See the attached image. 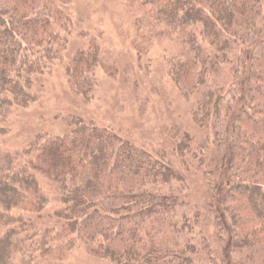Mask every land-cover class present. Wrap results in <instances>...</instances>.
<instances>
[{
    "label": "trees",
    "instance_id": "obj_1",
    "mask_svg": "<svg viewBox=\"0 0 264 264\" xmlns=\"http://www.w3.org/2000/svg\"><path fill=\"white\" fill-rule=\"evenodd\" d=\"M6 2L12 5L0 8V136L8 132L5 125L15 107L25 108L36 101L34 76L60 56L65 37L54 25L61 26L70 0ZM250 2L260 0H144L156 10V20L171 26L189 46L191 58L169 63V75L176 84L183 88L190 82L198 89L223 66H232L231 55L244 45L237 32L238 16ZM33 45L39 52L30 51ZM99 60L94 47L77 53L67 67L78 93L87 100L97 80L84 72ZM260 61L256 64L264 70V60ZM256 64L250 63L249 84L259 91L242 97L230 123H223L225 132L236 137L220 141L229 151L227 169L236 175L228 179L230 186L221 200L235 224L243 219L241 231L230 237L246 248L259 243L263 238L257 236L264 234V72L254 69ZM234 72L238 78L235 65ZM223 108L222 94L208 91L194 119L207 125L219 119ZM71 124L69 133L46 139L37 136L21 150L7 151L0 146V264H64L53 242L68 237L84 240L94 254L114 264H165L167 255L144 242L139 228L168 209L170 198L172 206L178 201L147 191L136 193L131 188L140 182L182 180L181 174L170 162L152 157L83 118H74ZM179 146L183 153L189 149V134L183 135ZM39 177L60 192L64 207L54 212L59 227L39 229L25 217L30 212L40 213L49 202ZM231 202H239L242 208H231ZM72 239L71 247L75 245ZM193 247L176 254L178 264H197L192 257L183 256L184 251L194 253L188 249Z\"/></svg>",
    "mask_w": 264,
    "mask_h": 264
},
{
    "label": "rangeland",
    "instance_id": "obj_2",
    "mask_svg": "<svg viewBox=\"0 0 264 264\" xmlns=\"http://www.w3.org/2000/svg\"><path fill=\"white\" fill-rule=\"evenodd\" d=\"M11 5L0 0V8ZM243 11L237 32L244 45L238 44L231 55L232 66H223L206 85L195 89L190 82L182 88L169 75L171 60L191 58L189 46L171 26L156 20V10L144 0H70L61 26L54 25L65 37L60 56L34 76L37 99L28 107L13 109L0 146L7 151L24 149L37 136L46 139L69 133L72 120L83 118L152 157L170 162L183 177L167 183L140 182L131 188L136 193L147 191L178 201L172 206L170 198L168 209L139 228L144 242L167 255L165 264H178L176 254L189 245H195L188 248L194 253L184 251L183 256L192 257L197 264H264V234L259 233L257 237L263 239L251 247L237 246L236 238L230 236L241 231L243 219L235 224L221 200L230 186L228 179L236 177L227 169L228 148L220 143L236 134L225 132L223 123H230L242 97L259 91L249 84V66L264 60V0L250 2ZM94 47L100 60L84 75L93 74L97 83L87 100L78 93L67 67L77 53ZM39 50L30 46L31 52ZM234 65L239 68L238 78ZM254 69L264 72L258 64ZM218 89L223 96L221 116L201 126L194 119L198 104L208 91L220 94ZM185 133L190 136V147L183 153L179 144ZM39 181L49 202L40 213L30 212L25 217L39 229L59 227L54 212L64 207L60 192L45 178L39 177ZM229 204L242 208L239 202ZM35 234L38 238V230ZM71 239L53 242L64 264H114L94 254L84 240L72 239L75 245L71 247Z\"/></svg>",
    "mask_w": 264,
    "mask_h": 264
}]
</instances>
